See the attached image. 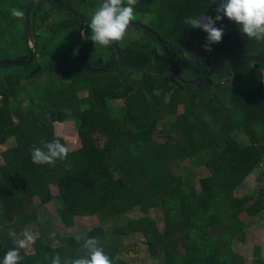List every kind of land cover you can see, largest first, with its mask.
<instances>
[{"label":"trees","instance_id":"trees-1","mask_svg":"<svg viewBox=\"0 0 264 264\" xmlns=\"http://www.w3.org/2000/svg\"><path fill=\"white\" fill-rule=\"evenodd\" d=\"M29 1L0 0V61L28 59L24 28ZM55 1L88 22L102 3ZM218 6V0H138L135 6L131 22L156 33L183 82L201 79L218 62L237 57L206 83L186 86L172 76L156 39L136 27H129L125 39L115 43L120 58L111 68L87 74L79 49V20L51 0L34 3L31 63L0 66V146L16 143L0 154V261L15 247L10 230L23 239L24 231L39 223L42 206L35 200L46 196L53 201V180L62 229L73 227L76 217L118 218L140 211L145 215L128 220L113 234L118 239L142 236L150 256L164 264L245 263L228 242L238 232L234 210L221 218L216 207L233 201L223 191L237 190L264 160V63L243 59H264V42L244 37L238 25L225 18L216 25L224 29L222 42L211 45V53L205 51L207 34L183 20L203 14L215 17ZM13 8L24 12L22 19L11 15ZM83 40L86 61L94 70L115 57L113 46L95 47L91 39ZM38 98L41 105L35 102ZM111 103L121 105L119 117L113 116ZM68 119L75 123L81 148L68 152L66 160L34 164L30 150L42 139L67 146L48 128ZM195 155L206 156L208 170L199 189L190 180L172 183L176 162ZM261 182L252 204L264 207ZM179 197L182 203L172 209L169 200ZM151 210L164 213V230L150 216ZM76 237L59 231L52 242L41 230L31 254L20 250V264H51L57 254L61 264H71L87 255L83 241L90 237L100 241L112 264H124L102 227L79 236V242Z\"/></svg>","mask_w":264,"mask_h":264},{"label":"rangeland","instance_id":"rangeland-1","mask_svg":"<svg viewBox=\"0 0 264 264\" xmlns=\"http://www.w3.org/2000/svg\"><path fill=\"white\" fill-rule=\"evenodd\" d=\"M185 31L182 34V41L185 39ZM252 78L255 79V76ZM250 80L252 82V79ZM254 81V80H253ZM236 83L246 86L244 80H237ZM253 83V82H252ZM36 104L41 105V99H35ZM25 104L24 108H28ZM2 108L0 102V109ZM113 116L119 117L121 114V105L111 103ZM49 133L55 137L62 138L67 142L68 152H73L81 148V140L75 129V123L72 119H68L61 124L51 125ZM15 141L10 140L4 146H0V154L10 147L15 146ZM205 155H195L186 160L177 161L173 171L175 175L174 181L190 180L194 183L197 190L199 189V181L201 177L208 174L205 165ZM1 164V158H0ZM263 174V175H262ZM264 180V160L258 168L245 180V182L235 191L224 190L226 197H232L233 201L227 199V202L221 207H216L219 217L224 218V214L229 209L234 210L235 222L237 231L233 235V239L229 242L230 248H233L239 255L245 258L244 264H264V207L252 204L253 192L262 184ZM57 187L55 181L52 180L50 195L53 201L47 200L45 197H39L35 200L36 204H40L41 218L37 225L29 226L26 230L31 233L32 241L23 248L27 254H31L32 242L38 236L41 230H46V236L53 242L55 233L62 231L66 236H82L94 227H102L107 234V241L116 245L118 249V258L124 264H164L163 259L153 258L148 252L147 245L142 236H132L118 239V236L113 234L114 229L124 225L130 219H138L143 215L140 211L132 212L128 215L118 218H108L106 215H99L90 219L75 218L74 226L68 229H62L58 223L56 210L59 206L56 201ZM169 200L171 208L179 207L182 203L181 197L179 199ZM230 205V206H229ZM217 206V205H216ZM219 206V205H218ZM232 213V214H233ZM150 216L157 220L159 229L164 230L165 218L161 211L151 210ZM228 233L225 232V239Z\"/></svg>","mask_w":264,"mask_h":264},{"label":"clouds","instance_id":"clouds-1","mask_svg":"<svg viewBox=\"0 0 264 264\" xmlns=\"http://www.w3.org/2000/svg\"><path fill=\"white\" fill-rule=\"evenodd\" d=\"M138 0H102V3L93 12L91 19L81 31L84 38L91 39L95 47L108 48L114 43L122 42L134 20L135 6ZM219 6L216 8L215 17L206 14L186 17L183 20L185 25L192 29H200L207 34V44L204 50L211 53V45L222 42L225 35L222 27H217L218 22L227 18L230 22L239 27V31L244 37L257 42H264V0H218ZM11 15L22 19L24 12L13 8ZM90 30L91 35H88ZM40 146L33 145L31 148V159L36 165H51L57 160H66L68 148L59 140H41ZM13 238L15 247L8 250L0 264H20L23 257L20 250L25 248L32 241V235L27 230L23 233V239L17 237L15 231L9 232ZM80 237L76 240L79 242ZM100 241L95 237L87 238L83 241V249L87 250V255L79 259H74L71 264H112L109 256L105 255L99 246ZM51 264H61V258L57 254ZM67 264V262H65Z\"/></svg>","mask_w":264,"mask_h":264},{"label":"water","instance_id":"water-1","mask_svg":"<svg viewBox=\"0 0 264 264\" xmlns=\"http://www.w3.org/2000/svg\"><path fill=\"white\" fill-rule=\"evenodd\" d=\"M39 0H30L26 11H25V28H24V39H25V43H26V47L28 49V59L26 61H0V66H9V67H26L28 66L31 61H32V57H33V53H34V45L33 42L31 40V36H30V14L32 11V7L34 5V3H36ZM58 8L62 9L63 11H65L66 13H71L74 17H76L79 22H80V28H79V37L80 39V45H79V49L81 54L84 56L83 57V61L84 63V71L87 74H97V73H101L104 72L105 70L111 68L120 58V53L118 51V48L116 47L115 43L113 44V48H114V52H115V57L113 58V60H111L107 65H105L104 67L98 69V70H94L93 68H91V66L89 65V63L86 61V57L84 55V40H83V36L81 34V31L85 29V25L88 23V20L80 15H78L77 13H73L71 10L67 9L66 7H64L63 5H61L60 3H58L55 0H51ZM130 27H136L139 28L141 30H146L147 32H149L155 39L156 41L159 43V45L161 46V48L163 49V52L166 56L169 68H170V72L172 74V76L174 77V79L178 82H181L183 85L189 86V85H193L195 83H206L210 77V75H212L214 72H216L218 69H220L221 67H223L224 65H226L228 62L237 59V57H233V58H227L224 59L220 62H218L217 64H215L207 73L206 75H204L201 79H195L192 81H188V82H183L179 76L178 73L175 69V66L173 64V61L171 59V56L167 50V47L165 46V44L160 40V38L156 35V33H154L153 31H151L150 29L146 28L145 26L138 24V23H130ZM243 59L246 60H255V61H259V62H263L264 63V59L262 58H257V57H243ZM39 70V68H37V70L33 71L32 74H35L37 71Z\"/></svg>","mask_w":264,"mask_h":264}]
</instances>
